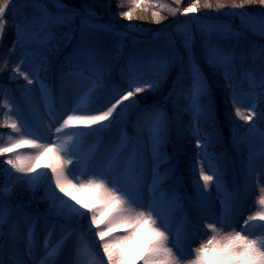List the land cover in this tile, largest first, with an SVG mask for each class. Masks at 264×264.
Here are the masks:
<instances>
[{"label":"snow or ice","instance_id":"snow-or-ice-1","mask_svg":"<svg viewBox=\"0 0 264 264\" xmlns=\"http://www.w3.org/2000/svg\"><path fill=\"white\" fill-rule=\"evenodd\" d=\"M174 2L176 6L168 10L176 18L170 21L169 28L175 27L162 34L166 37L163 46L145 57L130 55L121 69V83L113 88L114 94L99 107H92L99 104L98 89L108 87L105 74H111V61L95 36L105 33L123 37L118 22L103 23L95 8L86 2L76 5L54 0L53 10L47 0H0V39L11 18L14 39L9 51L20 53L10 75L27 81L26 95L34 82L39 84L49 109L44 135L27 123L19 108L2 122L15 135L0 146V155L12 153L2 161L8 167L2 169L7 179L0 186V264H28L18 241H26L27 255L32 256L40 227L47 233L43 236L44 256L39 261L33 259L32 264H59L56 257L65 250L74 257L71 264H264V195L258 200L259 209L244 219V226H239L245 211L247 179L257 163L251 149L256 124L253 118L264 122V108L257 113L252 106L244 107L236 92L239 77L247 81L250 92L259 89L264 94V44H253L247 52L238 51L243 30L251 29L264 36V11L259 18L249 12L254 5L264 9V0H204L203 7L215 10V16L195 15L201 11V0H191L184 7L181 0ZM129 3L131 6L117 13L129 21L140 18L135 15L138 9L147 12L153 7L152 0ZM180 16L188 18L180 20ZM236 17L242 31L229 22ZM151 18L157 24L166 19L155 10ZM197 40L200 55L212 74L223 77L227 86L224 94L231 96L236 115L252 122L246 128L232 124L233 144L249 145L246 179L221 199L219 207L214 205L210 192L204 191L209 181L222 191L223 173L219 157L209 151L219 140V130L211 99V75L206 76L196 62ZM173 69L177 71L176 79L164 100L142 105L139 94L162 92ZM57 77L61 101L66 80L85 82L70 108L53 107L55 89L46 81ZM4 95L8 98L0 99V105L8 115L7 109L15 105L7 90ZM182 95L188 98L185 109L193 113L196 121L199 159L195 167H200L202 161L209 162V167L200 168L203 189L197 181L195 197L184 194L174 165L164 173L159 171L160 165L168 162L164 149L172 125L166 104L178 105ZM133 113L137 115L134 139L123 132ZM202 115L212 128L204 136L199 134ZM77 126L87 131H69ZM114 130L121 132L120 138L104 152L95 145L84 148L89 139ZM48 132L53 134L51 142ZM260 139L264 143V131ZM22 144L32 146L34 152L16 154L14 150ZM46 153H53L55 161L48 165L51 175L34 171ZM258 163L264 168V149ZM168 180L175 181L171 192L165 188ZM38 185H46L43 212L13 201L18 187L26 186L34 192ZM72 190L80 194L91 191L95 203H82ZM256 224L261 229L259 234L249 231ZM205 227L208 233L203 231ZM118 228L124 231L113 235ZM202 236L208 238L197 245Z\"/></svg>","mask_w":264,"mask_h":264},{"label":"rangeland","instance_id":"rangeland-1","mask_svg":"<svg viewBox=\"0 0 264 264\" xmlns=\"http://www.w3.org/2000/svg\"><path fill=\"white\" fill-rule=\"evenodd\" d=\"M155 3L158 0H154ZM174 1V0H172ZM191 0H181V5L182 7L187 6L188 3H190ZM155 3H153L155 5ZM203 3H201V11L207 10L206 8L203 7ZM51 9L54 10V6L51 7ZM227 11L226 9H222V12ZM261 12V10L259 9ZM200 15L203 13H199ZM210 14V13H208ZM253 16L259 18L258 16L254 15V13H251ZM192 15V14H189ZM199 16L197 13L195 14ZM238 19H231L229 22L233 25V27L237 31H242L240 25L241 21L239 17ZM108 22H103L105 24L109 23L110 21L113 22H118L119 28L118 31L120 33H123V37H117L114 34L109 35L105 33H98L95 36L96 41L100 45H103L105 47V53L108 55L110 61H111V71H114L112 74L117 77V80L121 82L120 79V74H121V69L124 67L128 57L130 55H139L141 57L147 56L149 53L160 49L164 42L166 37L162 36L163 33H167L170 30L174 29L175 25H172V28H169L168 26H163L161 29L148 34V28L145 26L144 21L145 19H137L136 21H129L127 19L119 17L117 14H112L109 18ZM187 19V18H185ZM185 19H180V20H185ZM227 19V18H224ZM79 23V19L76 21ZM255 37L258 39L264 40V36H261L258 31H252L251 29H246L243 30V34L241 35L239 39V47L238 51H244L247 52V50L255 43L247 41V38L249 37ZM14 39V37H13ZM13 39L11 41V44L8 47L9 49L12 47L13 44ZM148 44H146L147 42ZM246 40V41H245ZM140 42H145L146 48H141L139 46L136 47L137 43ZM233 43L235 44V38L233 39ZM264 43H258L255 45H261ZM130 48V50L127 52L128 57L124 59V64L122 61L118 60V57L123 54V51H125V47ZM196 53V62L200 70L206 75L209 76L211 75L210 83L215 85L216 80L214 77V74H212V70L209 67V65L203 60V57L200 55V41L197 40L196 42V47L194 49ZM16 52L18 55H20L19 51H12ZM25 67H28L29 69L32 68V65H25ZM145 71H148L147 66H145ZM174 72V78L176 79V70H170L169 76L171 73ZM11 71L8 72L6 76L7 80V88L2 89L0 91V99H7L4 95V90H7L12 98L15 107L11 109H7L8 115H6V109L4 105H0V146L8 143L10 139L15 135L14 131L12 129L7 128L6 126L3 125V121L8 119L9 116L12 115V113L15 111V108H19L22 113L24 114L27 123L34 127L36 130L40 132L41 135H44L43 129L47 126V114H48V107L46 106L43 96L40 91V85L35 83L30 86L31 87V92L28 93L27 95L25 94V87L27 85V81L23 79V77H12ZM106 79L110 78L109 74H105ZM223 79V77L221 76ZM51 84L49 87H53L55 89L56 93V99L53 103L54 108H70L73 104L74 98L76 97L77 94L81 93L82 90L84 89L85 82L83 81H78L73 78H70L69 80L65 81L64 84V97L63 101H61V96H60V80L59 78L51 79ZM224 81V79H223ZM173 83V82H172ZM151 93V92H149ZM238 94L240 98L241 105L244 107L247 106H252L255 108V111L259 113L262 108H264V94H261L259 92V89H257L255 92H250L249 89L239 92ZM114 93L107 94L105 96L100 95L98 96L99 104L92 105V107H99L100 104H102L108 97L112 96ZM142 98L144 96V93L139 94ZM183 103L179 104V111L181 116L178 118L180 121H185L183 123V130L186 132V134L189 136L186 138V143L189 144L190 147L193 148V154L191 153L190 156L187 157V162L186 165L183 168L184 173L189 175V183L192 192L189 193V197H195L197 195V189H196V182L199 181L200 188L203 189V181L200 180L199 178V172L200 168H207L209 167V162L208 161H202L200 164V167H195L194 162L199 159L197 156V148H196V121L193 117V113L191 111H188L185 109V105L188 104V98L186 96H182ZM230 102L233 104L232 98L229 95ZM212 103L215 106V114H216V126L219 130V135L221 137L222 144L224 145L225 149L228 152V157L231 159V163L233 164L234 170L238 172L239 174V179L237 182L238 184H244L245 183V173L247 172V166L245 164V161L248 159L249 156V145L247 143H244L240 145L239 147L235 146L232 142V124L233 122L236 125L243 126L244 128L247 127L248 124H251V121H244L241 119L239 116L236 115L234 110H231L230 113L228 112L227 115L222 113V110L218 112L216 109V105L214 103V99L216 100L215 96L211 97ZM205 105L207 104V101L204 102ZM234 105V104H233ZM256 120V124L254 125L255 128V134L251 136V149L253 152L256 154V161L257 163L255 164V169L251 172L250 177L247 179V189H246V196H245V211L243 213V217L239 219V226H244L243 221L244 219H247L249 214L254 213L256 210L259 209V204L258 200L261 195H264V168H261L258 161L260 159V153L262 149H264V143H262L260 139V132L264 131V122L257 120L256 117L253 118ZM137 120V117H133L132 119L129 118V123H127L124 128L123 132L128 135L130 138H135L137 136V130L134 126L135 121ZM207 122V119L205 116H201L200 122L202 124H205ZM206 133L207 131L211 130V126L209 123L206 124L205 127ZM69 131H87L86 128L83 126H77L72 129H69ZM52 133L48 132L47 133V138L48 142H51L50 138L52 137ZM121 132L119 130L114 131L112 134H102L100 138H91L89 139L85 145L84 148L87 149L88 147L95 145L100 152H104L105 149L109 148L112 144L116 143L119 138H120ZM191 135L193 136V139L191 140L190 137ZM219 137V139H220ZM174 130L170 128L169 131V142H174ZM16 154H19L21 156L29 155L32 152H34V149L32 146L27 145V144H22L19 145L17 149L14 150ZM165 151V149H164ZM5 155L11 156L12 153L0 155V186H3L6 177L2 172V169L4 167H8L6 165H3L2 161L5 158ZM55 163L53 159V153H46L44 157H42L39 162L37 168L34 170L36 172L40 171H45L48 172L49 175H51L50 168H48L49 164ZM71 167V166H69ZM165 171H161V173H164ZM79 175V173H76ZM211 174V173H209ZM150 179V176H149ZM175 184V181L172 182V185ZM229 187V185L226 183V181L222 180V191H217L213 181H209V188L204 189V191L210 192L211 195V200L214 202V205L216 207L220 206V201L225 197L226 194L232 193L236 190V187ZM54 187V185H53ZM45 188L46 185H38L36 188V195L34 196L33 200L31 203H33L31 206L30 203H23L13 195L12 199L16 203H23L26 205H29V207H33L30 209H39V211L43 212L45 207H46V201L43 199L45 196ZM71 190V189H70ZM172 188L169 190L171 192ZM73 194L76 195L82 203H95L94 201V196L93 193L89 190H85L83 194L75 192V190H72ZM60 195H63L62 193ZM66 200H68L70 203H73V201L70 200L69 197H65ZM177 219H179V214H177ZM203 223V222H202ZM21 229H23V222H21ZM228 231H231V228L226 229ZM94 231V229H93ZM123 229H116L113 235H119L121 232H123ZM205 233H208L209 230L205 227L203 229ZM249 231L253 232L254 234H259L261 232V229L259 228V225L256 224L252 228L249 229ZM47 235V233L43 232V228L40 227L37 231V244L33 248V254L32 256L27 255V245L25 240H20L18 241V246L23 252V258L28 261V264H32L33 259L36 261H39L43 256V247H44V241H43V236ZM210 235V233H209ZM58 236V233H57ZM208 236H202L201 239H198L196 241V244L198 245L202 240L207 239ZM87 239V238H86ZM98 243V240H97ZM196 245H193L195 247ZM100 253L102 255V249L100 250ZM58 260L59 264H71V261L74 259L73 255L71 254L70 250H65L62 254L58 255L56 257Z\"/></svg>","mask_w":264,"mask_h":264},{"label":"trees","instance_id":"trees-1","mask_svg":"<svg viewBox=\"0 0 264 264\" xmlns=\"http://www.w3.org/2000/svg\"><path fill=\"white\" fill-rule=\"evenodd\" d=\"M204 0H201V3H203ZM49 7L54 6V0H47ZM65 3L68 4H76L79 5L81 3H88L89 5L93 6L95 8L96 13L101 18L102 22H108L109 17L112 14H117L121 10H126L127 7L131 6L129 3V0H64ZM152 3H155L154 0H152ZM155 5H160V7H156ZM155 5L153 4V7L150 8L147 12H144L142 9H138L135 13L136 16H139L140 18H134L131 20V22L136 21L137 19H145L144 24L148 28V34H151L159 29H161L163 26H168L170 21H174L176 18L173 17L170 12L169 8L175 7V2L172 0H158L156 1ZM182 7V5H181ZM260 7L258 5L250 6L249 12L254 13L256 16H260ZM158 11L161 15L166 17L161 23L157 24L152 21L151 18V11ZM261 11H264V9H260ZM222 12V10H221ZM199 13H210V15L215 16L217 13L215 10H202ZM197 13L198 15H200ZM191 16V15H190ZM188 17L180 16L179 19H185ZM227 18V17H224ZM235 19H238L237 17ZM13 28H12V20L9 18L8 23L6 24L3 38L0 39V91L2 89H6L7 84V74L9 71H11L12 67L16 64L19 55L16 52H10L8 51V47L11 44V41L13 39ZM242 39V38H240ZM258 44L264 43V40L258 39L255 37H249L247 38V41ZM246 41V40H245ZM98 43V42H97ZM150 43L149 40L146 44ZM145 42L137 43L136 47L139 46L142 49L146 48ZM99 47L105 51V47L103 45H100V42L98 43ZM123 54H121L118 57L119 61H122L124 64V59L128 57L127 52L130 50L127 46L124 49ZM63 58V57H61ZM6 65V66H5ZM114 71H111L110 78L106 79V82L108 84L107 88L101 87L98 89L97 97L100 95H107L113 92V88L116 84L121 83L117 80V77L112 74ZM107 74V73H106ZM177 75V72L175 73ZM216 84L212 85V96L216 98L214 99V103L216 105V109L218 112L222 110V113L227 115V113L231 110H234V105L230 102L229 96H225V92L227 91V86L225 84V81L221 78L220 75L214 74ZM175 81L174 78V72L171 73V75L168 77V80L165 83L164 89L162 92H151L147 95L142 96L140 103L142 105L146 104H152L156 103L158 101H163L164 98L168 95L169 91H171L172 82ZM48 85L51 84V80L48 79L46 81ZM249 86L245 79L243 78H237L236 80V92L237 94H240L239 92L248 90ZM1 96V94H0ZM183 96V95H182ZM182 96L179 97L178 105L174 104L172 102H168L166 104L167 111L169 112L170 116L172 117V125L171 130H174V142H168L165 147V153L167 155L168 162L162 163L159 167V171L163 172L166 171L167 168L174 165L177 169L176 175L180 177L182 181V190L185 195H189L190 192H192L190 183H189V175L184 173L183 168L186 165L187 157L190 156V154H193V148L189 146V144L186 143V138L189 137L186 132L183 130V123L185 121H180L178 118L181 116L179 111V104L183 103L181 100L183 99ZM137 117L135 113L131 114L129 118ZM208 122H205V124L199 123V134L201 136H204L206 133V124ZM262 125H264L262 123ZM116 131V130H114ZM114 131H111L106 134H112ZM212 132V129L207 131V133ZM197 134V130H196ZM220 137V135H219ZM190 139H193V136L191 135ZM210 152L214 153L216 156L219 157V163L222 167V180L226 181V183L229 185V187H235L237 185L239 174L237 171L234 170L233 164L231 163V159L228 157V152L225 149L224 145L222 144L221 137L214 144V147L209 150ZM174 180H168L165 182V188L169 191L172 188V182ZM36 195V189L35 191L28 190L26 186H21L16 189L15 197L17 200L23 202V203H30L31 206H33L31 201L33 200L34 196ZM33 208V207H30Z\"/></svg>","mask_w":264,"mask_h":264}]
</instances>
